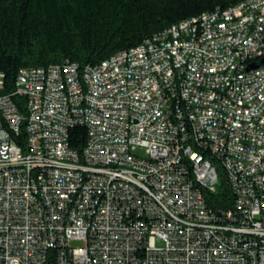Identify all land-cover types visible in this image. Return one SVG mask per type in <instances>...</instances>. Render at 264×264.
<instances>
[{"label":"built area","instance_id":"obj_1","mask_svg":"<svg viewBox=\"0 0 264 264\" xmlns=\"http://www.w3.org/2000/svg\"><path fill=\"white\" fill-rule=\"evenodd\" d=\"M261 59L245 0L94 66L21 68L9 93L0 72V264H264ZM218 166L226 209L203 196Z\"/></svg>","mask_w":264,"mask_h":264},{"label":"trees","instance_id":"obj_2","mask_svg":"<svg viewBox=\"0 0 264 264\" xmlns=\"http://www.w3.org/2000/svg\"><path fill=\"white\" fill-rule=\"evenodd\" d=\"M245 0H0L1 93H9L19 69L76 62L94 66L180 21L224 10ZM21 112L25 99L13 98ZM24 138V131L22 132ZM84 127L70 130V147L80 152ZM214 193L204 192L213 209L232 206L224 170L217 167Z\"/></svg>","mask_w":264,"mask_h":264},{"label":"water","instance_id":"obj_3","mask_svg":"<svg viewBox=\"0 0 264 264\" xmlns=\"http://www.w3.org/2000/svg\"><path fill=\"white\" fill-rule=\"evenodd\" d=\"M260 63L264 64V59H261ZM255 68H257V65H251L250 66V69H255Z\"/></svg>","mask_w":264,"mask_h":264}]
</instances>
